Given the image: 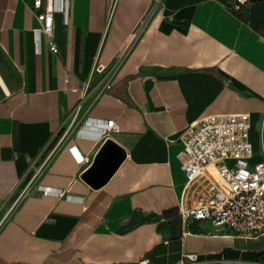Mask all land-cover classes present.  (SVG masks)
Segmentation results:
<instances>
[{"label":"crops","instance_id":"0c3cea01","mask_svg":"<svg viewBox=\"0 0 264 264\" xmlns=\"http://www.w3.org/2000/svg\"><path fill=\"white\" fill-rule=\"evenodd\" d=\"M236 4L65 0L53 52L33 0H0V264H264V234L178 209L191 121L249 112L264 159V0ZM108 138L124 158L95 187Z\"/></svg>","mask_w":264,"mask_h":264},{"label":"built area","instance_id":"2783aa9c","mask_svg":"<svg viewBox=\"0 0 264 264\" xmlns=\"http://www.w3.org/2000/svg\"><path fill=\"white\" fill-rule=\"evenodd\" d=\"M246 2L236 0V7ZM64 3L65 0H33L40 30L53 52H58L53 38L54 16L64 10ZM104 69L101 63L95 68L98 72ZM100 126L105 133L119 130L114 119ZM250 128L249 112H219L202 115L176 133L187 156L183 164L186 181L178 204L185 224L207 220L217 230L245 238L264 234V159L250 160L254 154ZM185 257L189 263L182 260L178 264L199 262L196 253Z\"/></svg>","mask_w":264,"mask_h":264},{"label":"water","instance_id":"95a60500","mask_svg":"<svg viewBox=\"0 0 264 264\" xmlns=\"http://www.w3.org/2000/svg\"><path fill=\"white\" fill-rule=\"evenodd\" d=\"M123 158L124 152L121 147L108 138L82 176L92 186H100L113 174Z\"/></svg>","mask_w":264,"mask_h":264}]
</instances>
